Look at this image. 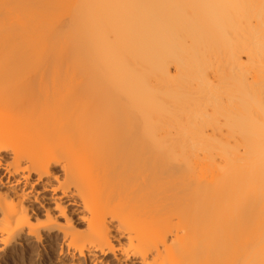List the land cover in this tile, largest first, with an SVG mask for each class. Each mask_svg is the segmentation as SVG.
Masks as SVG:
<instances>
[{"label": "bare ground", "instance_id": "6f19581e", "mask_svg": "<svg viewBox=\"0 0 264 264\" xmlns=\"http://www.w3.org/2000/svg\"><path fill=\"white\" fill-rule=\"evenodd\" d=\"M264 264V0H0V264Z\"/></svg>", "mask_w": 264, "mask_h": 264}, {"label": "rangeland", "instance_id": "374dc122", "mask_svg": "<svg viewBox=\"0 0 264 264\" xmlns=\"http://www.w3.org/2000/svg\"><path fill=\"white\" fill-rule=\"evenodd\" d=\"M16 264H27V263H25L24 261H23V262L19 261V262L16 263Z\"/></svg>", "mask_w": 264, "mask_h": 264}]
</instances>
